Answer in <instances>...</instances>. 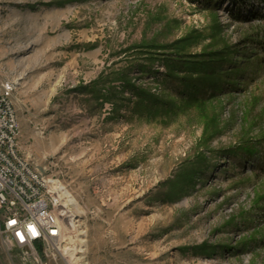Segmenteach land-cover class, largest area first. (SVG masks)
I'll return each mask as SVG.
<instances>
[{"label": "rangeland", "instance_id": "374dc122", "mask_svg": "<svg viewBox=\"0 0 264 264\" xmlns=\"http://www.w3.org/2000/svg\"><path fill=\"white\" fill-rule=\"evenodd\" d=\"M262 39L258 0H0V89L85 213L83 264H264ZM214 49L221 89L189 102Z\"/></svg>", "mask_w": 264, "mask_h": 264}, {"label": "built area", "instance_id": "2783aa9c", "mask_svg": "<svg viewBox=\"0 0 264 264\" xmlns=\"http://www.w3.org/2000/svg\"><path fill=\"white\" fill-rule=\"evenodd\" d=\"M13 91L10 81L0 89V264H70L72 216L53 180L20 152Z\"/></svg>", "mask_w": 264, "mask_h": 264}, {"label": "trees", "instance_id": "16d2710c", "mask_svg": "<svg viewBox=\"0 0 264 264\" xmlns=\"http://www.w3.org/2000/svg\"><path fill=\"white\" fill-rule=\"evenodd\" d=\"M258 1L263 4V8H264V0H258ZM259 44L261 48L264 49L263 39L262 41H260ZM220 52H221L220 50L214 49L211 50L210 52H204L203 56L202 54H200L198 59H193L189 68L197 69L199 72L188 75L194 77L188 78V76H186L181 79L183 81L182 85L184 87L193 89V92L189 93L187 98L189 102L203 103L204 101L208 100L207 98H204L205 96L204 90L199 89L198 85H203L207 88H211L214 90V92H218L221 89L223 83L217 80L218 74L220 73L218 71H220V68L224 66V64H231V58L229 56L232 53H230L228 57H224V55L220 54ZM177 61L180 62L179 63L180 65L185 64V63L182 64L181 63L182 60L180 59H177ZM227 71H232L234 73H237L238 68L234 66L231 69H227ZM222 72L223 71H221V73ZM230 83L231 85H234L235 81L232 80L230 81Z\"/></svg>", "mask_w": 264, "mask_h": 264}, {"label": "bare ground", "instance_id": "6f19581e", "mask_svg": "<svg viewBox=\"0 0 264 264\" xmlns=\"http://www.w3.org/2000/svg\"><path fill=\"white\" fill-rule=\"evenodd\" d=\"M52 188L54 190H56V192L59 193V198H60V200L62 199L65 211L67 213H69L70 216H72L71 224H73L75 226L76 231H78L76 239L78 241H80L79 243L82 244V246H83V243H85V240L82 239V237L85 236L84 235L85 230L82 232L80 229V226L75 225V223L79 222V220H76L77 217L83 216V215H85V213L82 211V209H81L79 203L76 201V199H74L73 196L60 183L53 181ZM63 198L65 199V202H64ZM79 251L82 252V250L77 249L75 242L73 243V241H72L71 252L70 251L68 252V256L70 257V261H71L70 264H83L81 256L77 255V253Z\"/></svg>", "mask_w": 264, "mask_h": 264}, {"label": "snow or ice", "instance_id": "6c2138e0", "mask_svg": "<svg viewBox=\"0 0 264 264\" xmlns=\"http://www.w3.org/2000/svg\"><path fill=\"white\" fill-rule=\"evenodd\" d=\"M12 223H15L14 221ZM33 231V235H36V232L34 229H31ZM17 235H20L19 233H17ZM23 239V237H21Z\"/></svg>", "mask_w": 264, "mask_h": 264}]
</instances>
